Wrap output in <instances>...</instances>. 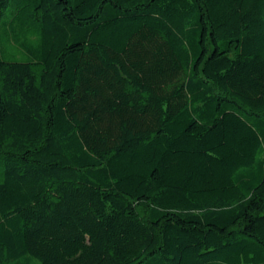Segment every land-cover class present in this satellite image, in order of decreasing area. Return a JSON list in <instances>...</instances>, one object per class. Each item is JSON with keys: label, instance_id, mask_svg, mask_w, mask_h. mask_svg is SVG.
<instances>
[{"label": "trees", "instance_id": "obj_1", "mask_svg": "<svg viewBox=\"0 0 264 264\" xmlns=\"http://www.w3.org/2000/svg\"><path fill=\"white\" fill-rule=\"evenodd\" d=\"M0 264H264V0H0Z\"/></svg>", "mask_w": 264, "mask_h": 264}]
</instances>
